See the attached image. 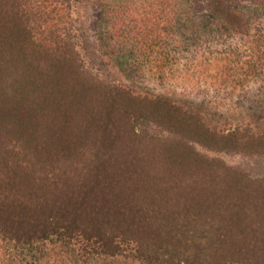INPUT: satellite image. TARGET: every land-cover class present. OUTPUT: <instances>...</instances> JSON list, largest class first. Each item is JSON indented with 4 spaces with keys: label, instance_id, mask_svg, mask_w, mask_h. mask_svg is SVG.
Masks as SVG:
<instances>
[{
    "label": "trees",
    "instance_id": "trees-1",
    "mask_svg": "<svg viewBox=\"0 0 264 264\" xmlns=\"http://www.w3.org/2000/svg\"><path fill=\"white\" fill-rule=\"evenodd\" d=\"M84 4L0 0V264H264V177L223 159L264 156V0L93 3L102 61L162 83L255 39L244 124L105 74Z\"/></svg>",
    "mask_w": 264,
    "mask_h": 264
},
{
    "label": "rangeland",
    "instance_id": "rangeland-1",
    "mask_svg": "<svg viewBox=\"0 0 264 264\" xmlns=\"http://www.w3.org/2000/svg\"><path fill=\"white\" fill-rule=\"evenodd\" d=\"M93 3L94 0H85V4L78 10V13L82 14L84 22L83 24L79 22V25L85 27L92 50L99 56L102 71L110 75L113 80L132 84L152 93L177 96L179 99L197 105L204 104L205 107L214 106L216 103L219 111L231 119L233 124L249 122L261 111V106L256 104L259 100L256 94L261 85L256 76L247 74L248 76L245 77L244 71L246 72V69H242L244 66L248 68L253 62L258 64L259 55H256L255 48H252L255 45H252L255 39L238 37L235 40L215 41L206 37L209 42L208 44L203 43L206 57L203 61L200 60V63L205 64L206 68L195 74L191 72L188 76L185 70L173 69L174 74L163 75L167 80L162 83L159 80L161 79L159 74H151L148 68H146L147 70L144 68L145 72L140 73H136L135 70L124 72L109 60L102 61L103 58L100 55L97 42L98 10L95 9ZM230 47L231 50L236 48L232 50L233 54L231 52L226 53L230 51ZM228 56L229 58H226ZM189 57H193V54ZM239 61L242 63L241 66L238 64ZM186 64L187 61L184 60L181 65L186 67ZM191 76L195 79H191ZM247 91L249 97L246 99ZM223 159L229 166L243 167L255 179L264 177V156L253 159L223 156Z\"/></svg>",
    "mask_w": 264,
    "mask_h": 264
}]
</instances>
